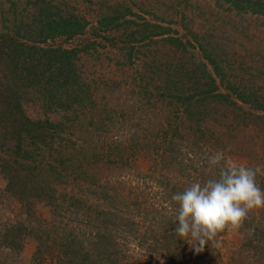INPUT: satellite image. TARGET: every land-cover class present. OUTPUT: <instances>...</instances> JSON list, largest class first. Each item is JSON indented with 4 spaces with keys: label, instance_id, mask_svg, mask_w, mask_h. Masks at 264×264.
<instances>
[{
    "label": "rangeland",
    "instance_id": "374dc122",
    "mask_svg": "<svg viewBox=\"0 0 264 264\" xmlns=\"http://www.w3.org/2000/svg\"><path fill=\"white\" fill-rule=\"evenodd\" d=\"M46 14H52L51 20L63 16L76 17L81 23L86 22L81 35L72 39L60 36L39 44L45 48L82 50L75 60L74 70L77 81L83 82L85 94L91 99L83 107L73 109L80 110V113L84 109L77 120L82 122L83 130L81 131V125H76V121L74 128L68 131L73 142L81 140V144L82 141L91 139V136L87 137L91 130L89 128H92L90 125L95 126L105 116L112 118L107 128L114 133L118 132L124 142H130V132L139 127L138 131L145 130L139 132L142 144L160 141L162 138L157 136L161 134L160 130L178 125L175 114L179 116L181 113V110L174 112L177 104L168 98L169 94H176L175 90L168 91L164 87L167 79L174 81L179 74L177 71H171L170 74L163 72L168 66L178 67L188 60L186 63L195 62L198 65L192 68L197 70L199 77L200 70L203 69L200 64L206 62L199 44L223 55L224 64H230L226 71L229 81L244 85L250 91L264 96L263 14L239 13L230 4L216 0H0V35L16 31L19 27L21 29L24 25L27 27V23L31 22L29 35L33 36L40 28L39 20H48ZM121 14H125V20L133 23L118 28L100 25L102 18H116ZM122 22L120 20L118 23ZM157 25L170 27L172 31L165 36L144 39L142 43L138 41L142 34L147 36L153 30L160 31L153 27ZM168 37L178 38L184 44L191 43L193 46H187L190 53L161 41ZM87 47L89 48L85 49ZM208 70L213 73L210 66ZM153 71H156V75H153ZM152 81L161 88L159 91L154 90ZM240 105L250 117L260 119L242 121V112L223 106L211 107L210 119L200 128L202 132L197 133L201 140L196 141L199 143L198 148L190 152L193 156L197 155L198 162L194 164L196 170L205 173L201 175V179L198 178L201 182L218 174V167L210 166L208 161L209 157L221 153V166L236 164L252 167L257 172V184L263 187L264 112L255 111L241 103ZM25 109L33 119L49 116L54 121L62 120L66 112L63 109H58L57 113L46 111L38 102L27 103ZM89 116L94 117L93 122ZM74 120L76 118L73 115L69 120L65 119L70 125ZM99 127L98 135H92L96 138V143L97 136H101L102 126ZM107 128L104 129L108 130ZM100 142L104 143L98 139V144ZM152 149L149 147V150H135L130 162L121 165L108 162L110 150L100 148L101 159L92 161L91 170L101 184H110L117 188L119 181H125V194L132 197L134 191L129 189L135 185L132 181L137 177L145 175L157 179L165 173V176L169 174L166 168L159 165L160 157ZM176 176L178 182L186 183V179L179 174ZM69 181L67 186L57 185V188L69 192L81 186V191L87 190L83 181L78 187L70 179ZM95 187L96 185L91 188ZM96 198L90 195L82 197L89 203L95 202ZM145 198L143 196V200ZM150 199L151 202L158 201L152 200V197ZM155 208L162 210L158 204ZM260 209L264 208L253 210ZM55 215L54 209L44 200L28 203L10 194L7 180L0 168V264H68V259L52 252V241L64 229L63 224L57 223ZM138 222L140 230H144L147 223L143 219H138ZM69 223L73 226V223ZM67 228L70 231V226ZM76 230L80 233L79 229ZM249 234L250 228L242 225L235 230L226 228L223 235H216L213 240L207 241L188 264H264V260L244 249ZM8 235L9 240L6 238ZM40 237L44 245L39 241ZM188 242L192 244L191 241ZM196 247H200L198 243ZM181 263L186 261L181 258L180 263H174L165 254H144L139 248H130L126 258L122 260V264Z\"/></svg>",
    "mask_w": 264,
    "mask_h": 264
},
{
    "label": "trees",
    "instance_id": "16d2710c",
    "mask_svg": "<svg viewBox=\"0 0 264 264\" xmlns=\"http://www.w3.org/2000/svg\"><path fill=\"white\" fill-rule=\"evenodd\" d=\"M216 1L230 4L239 13L264 15V0ZM46 15L48 20H39L40 28L33 36L29 35L31 22L27 23V27L24 25L21 29L19 27L16 31L0 35V168L7 180L8 192L28 203L44 200L54 209L57 223L63 224L64 229L52 241V252L68 259V264H122L130 248H139L144 254H165L174 263H180L183 258L186 261L184 264H188L196 253L192 244L175 234L176 204L171 196L194 181L201 182L198 178L201 179V175L205 174L196 170L194 164L198 162L197 155L193 156L190 152L198 148L199 143L196 141L201 140L197 133L202 132L200 128L210 119L211 107L223 106L242 112V121L259 120V117L252 118L246 114L240 103L264 112V96L229 81L226 71L230 64H224L223 55L199 44L203 60L206 61L200 64L203 69L199 77L197 70H194L198 65L195 62L186 63L188 60L178 67L168 66L164 72L161 71L168 74L177 71L179 74L174 81L167 79L164 87L168 91L175 90L176 94H169L168 98L177 104L174 112L181 110V113L179 116L175 114L178 125L160 130L161 134L157 135L162 138L160 141L144 147L146 145L140 142L139 132L145 130L138 131L139 127L130 132V142H124L118 132L107 128L112 118L105 116L95 126L90 125L92 128H89L91 130L87 137L91 136V139L86 140L88 142H73L68 131L74 128L84 110L80 113V110L73 109L83 107L91 99L85 94L83 82L77 81L74 70L75 60L82 50L45 48L39 44L60 36L72 39L81 35L86 22L63 16L51 20L52 14ZM125 19V14L116 18L104 17L100 25L118 28L133 23ZM120 20H123L122 24L118 23ZM153 27L160 31L153 30L147 36L142 34L138 39L140 43L144 39L165 36L172 31L166 26ZM24 29L26 32H23ZM161 41L185 53H190L188 45L193 46L174 37ZM208 66L213 73L209 72ZM152 73L156 75V71ZM153 82L154 90L159 91L161 88ZM221 87L225 90L222 91ZM31 102L41 103L46 111L52 113H57L58 109L66 112L60 121H54L49 116L33 119L25 109V105ZM71 115L76 120L70 125L65 119L69 120ZM88 118L93 122L94 117ZM78 124L82 131V122L77 121ZM99 126H102L101 136H97L96 143L92 135H98ZM98 139L104 143L98 144ZM149 147L156 151L161 160L159 165L166 168L169 174L165 176V173L157 179L145 175L137 177L132 181L135 185L129 189H133L135 197L125 194V181H119L117 188L101 184L91 170L92 161L101 159L100 148L110 150L108 162L123 165L130 162L135 150H149ZM178 174L186 179V183L177 181ZM69 179L75 187L82 185L83 181L87 190L81 191V186L69 192L57 188V185L67 186ZM261 181L264 183V178ZM95 185V189H92ZM89 195L98 200L85 202L82 197ZM143 196L147 198L145 201ZM150 197L158 201L151 202ZM157 204L162 210H155ZM138 219L147 223L144 230H140ZM241 225L250 228L244 249L264 260V209L250 211ZM225 230L217 235H223ZM9 237L6 238L9 240ZM39 241L44 245L41 237Z\"/></svg>",
    "mask_w": 264,
    "mask_h": 264
},
{
    "label": "clouds",
    "instance_id": "9594fccd",
    "mask_svg": "<svg viewBox=\"0 0 264 264\" xmlns=\"http://www.w3.org/2000/svg\"><path fill=\"white\" fill-rule=\"evenodd\" d=\"M221 160V153L209 157V165L218 167L214 178L194 181L171 196L176 204L175 234L191 241L194 253L226 228L238 229L253 209L264 208L256 170L236 164L224 167Z\"/></svg>",
    "mask_w": 264,
    "mask_h": 264
}]
</instances>
